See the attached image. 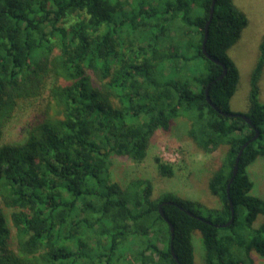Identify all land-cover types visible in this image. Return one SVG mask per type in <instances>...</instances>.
Instances as JSON below:
<instances>
[{
  "label": "trees",
  "instance_id": "16d2710c",
  "mask_svg": "<svg viewBox=\"0 0 264 264\" xmlns=\"http://www.w3.org/2000/svg\"><path fill=\"white\" fill-rule=\"evenodd\" d=\"M211 4L0 0V264H177L171 250L195 264L196 231L205 264L264 257V199L250 193L247 173L264 159V36L248 109L233 112L239 71L228 51L247 18L232 0H214L204 47L217 64L201 51ZM26 107L23 139L3 142ZM177 119L198 151L224 148L207 182L216 208L171 192L153 197L147 179L122 186L112 178L113 157L143 160L155 132ZM155 163L172 176L170 164ZM230 203L234 219L223 226Z\"/></svg>",
  "mask_w": 264,
  "mask_h": 264
},
{
  "label": "rangeland",
  "instance_id": "374dc122",
  "mask_svg": "<svg viewBox=\"0 0 264 264\" xmlns=\"http://www.w3.org/2000/svg\"><path fill=\"white\" fill-rule=\"evenodd\" d=\"M246 18L247 25L240 38L228 51L230 58L239 71V82L233 97L230 99V110L243 113L248 109V92L250 73L258 55V46L264 36V0H232ZM259 101L264 104V69L259 82ZM31 108L19 109L3 131L2 141L19 142L24 137L23 126L28 120ZM187 123L183 119L171 122L168 131L157 130L150 140L146 157L134 162L127 157H113L111 173L113 180L122 186L136 178L147 179L152 184V195L157 197L164 192L176 193L179 196L201 202L204 206L216 208L217 198L210 194L207 182L210 174L220 164L224 148L211 153L198 151L187 134ZM155 158L171 165L173 174L163 177L158 173ZM247 173L253 182L251 194L264 199V159L257 157L248 167ZM243 212H239V218ZM261 221L257 217L255 224ZM195 264L204 263V249L199 232L192 236ZM254 264H264V257L251 253Z\"/></svg>",
  "mask_w": 264,
  "mask_h": 264
},
{
  "label": "water",
  "instance_id": "95a60500",
  "mask_svg": "<svg viewBox=\"0 0 264 264\" xmlns=\"http://www.w3.org/2000/svg\"><path fill=\"white\" fill-rule=\"evenodd\" d=\"M213 4H214V0H212L211 9H210V12H209V19L207 20V22H206V24H205V28H204V39H203V42H202V45H201V51H202V53H203V55H204L205 57H207L208 59H210V60L214 61L215 63L221 65V63H220L219 61H217V60H215V59H212V58L207 54V52H206V50H205V47H204V45H205V40H206V35H207V26H208V24H209V21H210V19H211L212 13H213ZM222 68H223V71H222V74H221V76H220L219 78H221V77L225 74V67H222ZM205 97H206V101H207V103H208L209 105H211L212 107L215 108V106L211 103V101H210V99H209V96H208V92H207V90H206V93H205ZM215 109L217 110V108H215ZM239 116L242 117L247 123L250 124V121H249V119H248L246 116H243V115H239ZM258 134H259V132L256 130L253 139H254V138H257V137H258ZM247 144H248V142H246V143L242 146V148L239 150V152H238V154H237V157L235 158L234 166H233V169H232V175H231V178H230V180H229V184H230V182L233 180V178L235 177V175H236V173H237L239 156H240V154H241V152H242L243 147L246 146ZM230 209H231V215H232V216H231L230 220H229L226 224H223V226H228V225H230V224L233 222V219H234V217H233V213H234V211H233V208H232L231 203H230ZM159 212H160V214L163 216V213H162V211H161L160 208H159ZM187 213H189V212H187ZM189 214H190V213H189ZM163 217H164V216H163ZM164 218H165V217H164ZM165 220H166V219H165ZM170 232H171V238H172V228H171V225H170ZM170 249H172L171 246H170ZM171 254H172V257L174 258L175 262H176L177 264H180L179 261H178V259H177V257H176V256L174 255V253L172 252V250H171Z\"/></svg>",
  "mask_w": 264,
  "mask_h": 264
}]
</instances>
